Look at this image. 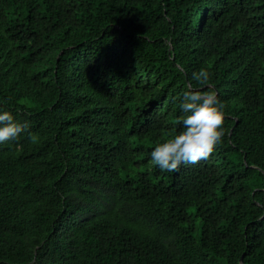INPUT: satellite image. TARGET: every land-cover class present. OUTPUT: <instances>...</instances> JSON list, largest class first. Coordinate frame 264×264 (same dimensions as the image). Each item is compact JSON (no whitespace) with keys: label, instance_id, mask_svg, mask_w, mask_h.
Wrapping results in <instances>:
<instances>
[{"label":"trees","instance_id":"obj_1","mask_svg":"<svg viewBox=\"0 0 264 264\" xmlns=\"http://www.w3.org/2000/svg\"><path fill=\"white\" fill-rule=\"evenodd\" d=\"M190 85L225 134L160 169ZM0 107V264H264V0H0Z\"/></svg>","mask_w":264,"mask_h":264},{"label":"clouds","instance_id":"obj_2","mask_svg":"<svg viewBox=\"0 0 264 264\" xmlns=\"http://www.w3.org/2000/svg\"><path fill=\"white\" fill-rule=\"evenodd\" d=\"M192 78L205 83L210 80V71L200 68ZM182 127L170 138L157 143L150 152V158L160 169L173 171L183 162H196L207 158L222 142L225 109L216 91L189 86L183 91L179 102ZM27 125L17 119L8 108L0 107V145L19 137ZM35 141L36 135H30Z\"/></svg>","mask_w":264,"mask_h":264}]
</instances>
